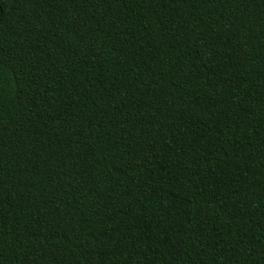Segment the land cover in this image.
<instances>
[{
  "label": "trees",
  "instance_id": "1",
  "mask_svg": "<svg viewBox=\"0 0 264 264\" xmlns=\"http://www.w3.org/2000/svg\"><path fill=\"white\" fill-rule=\"evenodd\" d=\"M0 264H264V0H0Z\"/></svg>",
  "mask_w": 264,
  "mask_h": 264
}]
</instances>
